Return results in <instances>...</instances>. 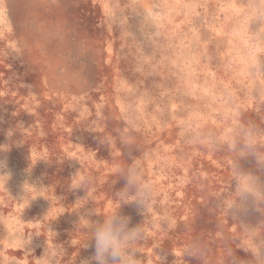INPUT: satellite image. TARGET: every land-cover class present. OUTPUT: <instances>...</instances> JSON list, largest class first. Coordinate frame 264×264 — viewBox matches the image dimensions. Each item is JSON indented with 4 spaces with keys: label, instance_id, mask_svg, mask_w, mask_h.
<instances>
[{
    "label": "rangeland",
    "instance_id": "rangeland-1",
    "mask_svg": "<svg viewBox=\"0 0 264 264\" xmlns=\"http://www.w3.org/2000/svg\"><path fill=\"white\" fill-rule=\"evenodd\" d=\"M11 1L0 0V159L7 161L0 168L3 264H42L49 251L56 254L53 264L89 257L92 248L80 247L88 239L80 221L102 219L93 205L105 202L108 211L127 186L130 168L156 185L146 199L150 211L121 207L130 226L142 224L145 215L161 217L156 205L169 193L181 198L199 179L215 181L207 192L219 196L220 204L242 183L252 192L264 185V166L255 157L264 142L253 140L264 136V106L251 111L246 125V107L217 73L233 54L249 72L259 65L264 71L256 43L264 36V0H151L152 8L139 7L143 0H15L22 15L17 24ZM40 37L45 43L37 46ZM53 59L63 64L53 70ZM226 153L235 169L225 167ZM201 160L209 168L203 174L196 168ZM78 173L90 180L85 189L73 190ZM225 210L232 212V205ZM154 227L144 226L145 238ZM210 244L198 243L194 256L208 263L216 255ZM140 252L144 264H154L146 256L150 249ZM253 256L261 261L259 244ZM155 260L165 264L162 255Z\"/></svg>",
    "mask_w": 264,
    "mask_h": 264
},
{
    "label": "bare ground",
    "instance_id": "bare-ground-1",
    "mask_svg": "<svg viewBox=\"0 0 264 264\" xmlns=\"http://www.w3.org/2000/svg\"><path fill=\"white\" fill-rule=\"evenodd\" d=\"M15 0L11 1V17L14 23H19L22 15H19V9L14 7ZM111 1V0H110ZM190 1V0H189ZM60 2V1H59ZM141 2V1H140ZM173 2V1H172ZM177 2V1H176ZM180 2V1H179ZM187 2V1H186ZM193 2V1H192ZM79 3V2H78ZM82 3V2H81ZM126 3V2H125ZM174 3V2H173ZM189 3V2H188ZM264 3V2H263ZM89 4V3H88ZM136 4V3H135ZM243 4V2H242ZM122 5V3H121ZM151 0H143L139 7L149 8ZM90 6V5H89ZM138 6V5H137ZM182 6V5H181ZM85 8H87L85 6ZM110 8V7H108ZM136 8V7H135ZM152 8V6H151ZM189 8V7H188ZM142 9V8H140ZM264 5L259 8L263 11ZM59 10V9H58ZM83 10V9H82ZM112 10V9H110ZM127 10V9H126ZM139 10V9H138ZM191 10V9H189ZM199 10V9H198ZM60 11V10H59ZM63 11V10H62ZM65 11V10H64ZM63 11V12H64ZM78 11V10H77ZM102 12V11H101ZM143 12V11H142ZM149 12V11H148ZM181 12V10H180ZM83 13V12H82ZM81 13V14H82ZM159 13V12H158ZM172 13V12H171ZM195 13V12H193ZM245 13V12H244ZM88 14V13H87ZM93 14V12H92ZM60 15V14H59ZM113 15V14H112ZM122 15V14H120ZM173 15V14H172ZM114 16V15H113ZM134 16V15H133ZM152 16V15H151ZM233 16V15H232ZM41 17V15H40ZM67 17V16H66ZM177 17V16H176ZM186 17V16H185ZM234 17V16H233ZM232 17V18H233ZM44 18V17H43ZM47 18V17H46ZM82 18V17H81ZM113 18V17H112ZM123 18V17H122ZM161 18V17H160ZM179 18V17H178ZM236 18V17H235ZM42 19V18H41ZM51 19V18H50ZM86 19V18H85ZM84 19V20H85ZM121 19V18H120ZM234 19V18H233ZM143 20V19H142ZM163 20V19H162ZM232 20V19H231ZM55 21V20H54ZM53 21V22H54ZM79 21V20H78ZM77 21V22H78ZM90 21V20H89ZM179 21V20H178ZM93 22V21H92ZM99 22V21H98ZM128 22V21H126ZM83 23V22H82ZM113 23V22H111ZM72 24V23H71ZM142 24V23H141ZM152 25V24H151ZM235 25V24H234ZM92 26V25H91ZM231 26V25H230ZM115 27V26H114ZM95 28V26H94ZM98 28V27H97ZM159 28V27H158ZM202 28V27H201ZM228 28V27H227ZM264 30V21L263 26ZM120 29V27H119ZM154 30V29H153ZM80 31V30H79ZM119 31V30H118ZM213 31V30H212ZM91 32V31H90ZM96 32V31H95ZM102 32V31H101ZM167 32V31H166ZM36 33V32H35ZM103 33V32H102ZM133 33V32H132ZM202 34V32H201ZM262 34V33H261ZM259 35L257 42L259 49L264 53V36ZM93 35V34H92ZM148 35V34H147ZM161 35V34H160ZM172 35V34H171ZM203 35V34H202ZM201 35V36H202ZM122 36V35H121ZM206 36V35H205ZM215 36V35H214ZM179 37V36H178ZM230 37V36H229ZM227 38V37H226ZM8 39V38H7ZM151 39V38H150ZM148 39V40H150ZM213 39V38H212ZM224 39V38H223ZM260 39V40H259ZM42 37L34 41L37 46L45 43ZM102 40V39H101ZM105 40V39H104ZM126 40V39H124ZM134 40V38H133ZM136 40V39H135ZM144 40V39H143ZM156 40V39H155ZM231 40V39H230ZM3 41V40H2ZM131 41V40H130ZM95 42V41H94ZM112 42V41H111ZM126 42V41H125ZM124 42V43H125ZM132 43V42H131ZM147 43V42H146ZM188 43V42H187ZM158 44V43H157ZM64 45V44H63ZM152 45V44H151ZM4 46V45H3ZM120 46V45H119ZM194 46V45H193ZM213 47V46H212ZM219 47V46H218ZM112 48V47H111ZM132 48V47H131ZM130 48V49H131ZM135 48V47H134ZM1 49V48H0ZM123 49V48H122ZM127 49V48H126ZM221 49V48H220ZM5 50V49H4ZM142 50V49H141ZM170 50V49H169ZM232 50V49H231ZM35 51V50H34ZM119 51V50H118ZM130 51V50H129ZM135 51V50H134ZM145 52V50H143ZM218 51V50H217ZM237 51V50H236ZM9 52V51H8ZM82 52V51H81ZM125 52V51H124ZM96 53V52H95ZM108 53V51H107ZM116 53V52H115ZM71 54V53H70ZM129 54V52H128ZM34 55V54H33ZM96 55V54H95ZM235 57L236 55L233 54ZM230 57L229 62H224L217 68V73L220 74L223 81L231 87L247 111L242 114L241 119L247 125V118L251 111L258 105L264 106V71L259 65L253 71L249 72L243 63L235 60L234 56ZM70 56V55H69ZM110 56V55H109ZM116 56V55H115ZM114 56V57H115ZM25 57V56H24ZM120 57V56H119ZM132 57V56H131ZM73 58V57H72ZM237 58V57H236ZM103 59V58H102ZM124 59V58H123ZM17 60V59H16ZM42 60H44L42 58ZM110 60V59H108ZM133 60V59H132ZM89 62V61H88ZM125 62V61H124ZM223 62V61H222ZM63 64L61 60L53 59L52 68L55 70L59 65ZM125 64V63H124ZM130 64V63H129ZM90 65V64H89ZM131 65V64H130ZM129 65V66H130ZM66 66V62H64ZM102 66V64H101ZM128 66V67H129ZM133 66V65H132ZM144 66V65H143ZM1 69V68H0ZM32 69V68H31ZM51 69V68H50ZM156 69V68H155ZM43 70V69H42ZM104 70V69H103ZM32 71V70H31ZM136 71V70H135ZM159 71V70H158ZM59 72V71H58ZM84 72V71H83ZM122 72V71H121ZM65 73V72H64ZM63 73V74H64ZM103 74V73H102ZM143 74V73H142ZM48 75V74H47ZM105 75V74H104ZM121 75H123L121 73ZM129 75V73L127 74ZM135 75V74H134ZM49 76V75H48ZM96 76V75H95ZM142 76V75H141ZM93 77V76H92ZM151 77V76H150ZM254 77V80H253ZM53 78V77H52ZM95 78V77H94ZM101 78V77H100ZM126 78V77H125ZM138 78V77H137ZM155 78V77H154ZM33 79V78H32ZM67 79V78H66ZM96 79V78H95ZM120 79V78H119ZM131 79V78H130ZM94 80V79H93ZM100 80V79H99ZM102 80V79H101ZM144 81V80H143ZM103 82V81H102ZM133 82V81H132ZM45 83V82H44ZM60 83V82H59ZM115 83V82H114ZM117 83V82H116ZM115 83V84H116ZM131 83V82H130ZM149 83V82H148ZM199 83V82H198ZM134 84V83H133ZM137 84V83H136ZM46 85V84H45ZM81 85V84H80ZM98 85V84H97ZM100 85V84H99ZM103 85V84H102ZM96 86V85H95ZM126 86V84H125ZM156 86V85H155ZM164 86V85H163ZM25 87V86H24ZM123 87V86H122ZM142 87V86H140ZM102 88V87H101ZM118 88V87H117ZM32 89V88H31ZM103 89V88H102ZM150 89V88H149ZM91 90V89H90ZM49 91V89H48ZM151 91V90H150ZM149 91V92H150ZM100 92V91H99ZM103 92V91H102ZM118 92V91H117ZM138 92V91H137ZM47 93V92H46ZM48 94V93H47ZM60 94V93H59ZM66 94V93H65ZM24 95V94H23ZM26 95V94H25ZM50 95V94H49ZM94 95V94H93ZM175 95V94H174ZM45 96V95H44ZM129 96V95H128ZM56 97V96H55ZM92 97V96H91ZM118 97V95H117ZM155 97V96H154ZM53 98V97H52ZM96 98V97H94ZM69 99V97H68ZM91 99V98H90ZM124 99V98H122ZM39 100V99H38ZM53 100V99H52ZM29 101V100H27ZM31 101V100H30ZM48 101V100H47ZM67 101V100H66ZM99 101V100H98ZM209 101V100H208ZM73 102V101H72ZM92 102V101H91ZM96 102V101H95ZM129 102V101H128ZM211 102V101H210ZM41 103V102H40ZM132 103H135L132 101ZM55 104V103H54ZM53 104V105H54ZM74 104V103H73ZM149 104V102H148ZM218 104V103H217ZM216 104V105H217ZM30 105V103H29ZM52 105V106H53ZM93 105V104H92ZM58 106V105H57ZM98 106V105H97ZM130 106V105H129ZM56 107V106H55ZM54 107V108H55ZM240 107V106H239ZM95 108V107H94ZM97 108V107H96ZM155 108V107H154ZM24 110V109H23ZM59 110V109H58ZM96 110V109H94ZM76 111V108H75ZM155 111V110H154ZM189 111V110H188ZM191 111V110H190ZM264 111V110H263ZM39 112V111H37ZM22 113V112H21ZM20 114V113H19ZM38 114V113H37ZM63 114V113H62ZM83 114V112H82ZM119 114V113H118ZM158 115V114H157ZM23 117V116H22ZM226 117V116H224ZM24 118V117H23ZM205 118V117H204ZM35 119V118H33ZM28 120V119H27ZM63 120V119H62ZM115 120V119H114ZM229 120V119H228ZM64 121V120H63ZM120 121V120H119ZM6 122V121H5ZM208 122V121H207ZM41 125V124H40ZM203 126V125H202ZM4 127V126H3ZM234 127V126H233ZM152 128V127H151ZM150 128V129H151ZM236 128V127H235ZM248 129V127H246ZM144 129V128H143ZM244 129V128H243ZM44 130V129H43ZM153 130V129H152ZM252 130V129H251ZM34 131V130H33ZM37 131V130H35ZM42 131V130H41ZM46 131V130H44ZM150 131V130H149ZM176 131V130H175ZM240 131V130H239ZM244 131V130H243ZM31 132V131H30ZM142 132V131H141ZM259 132V131H258ZM156 133V132H155ZM225 133V132H224ZM251 133V132H250ZM23 134V133H22ZM33 134V133H32ZM205 134V133H204ZM215 134V133H213ZM219 134V133H218ZM147 135V134H145ZM154 135V134H153ZM159 135V134H158ZM170 135V134H169ZM191 135V134H190ZM241 135V134H240ZM9 136V135H8ZM16 136V135H15ZM40 136V135H39ZM43 136V135H42ZM150 136V135H149ZM253 135H248L251 137ZM24 137V136H23ZM22 137V138H23ZM47 137V136H46ZM51 137V136H50ZM154 137V136H153ZM255 137V138H254ZM253 140L264 142V136L261 138L254 136ZM36 138V137H35ZM43 138V137H42ZM52 138V137H51ZM164 138V137H163ZM177 138V137H176ZM50 139V138H49ZM63 139V138H62ZM237 139V138H236ZM241 139V138H240ZM249 139V138H248ZM27 140V139H26ZM48 140V139H47ZM51 140V139H50ZM81 140V139H80ZM155 140V139H154ZM167 140V139H166ZM178 140V139H177ZM250 140V139H249ZM146 141V140H145ZM163 141V140H162ZM36 142V141H35ZM166 142V141H165ZM216 143V142H215ZM223 143V142H222ZM230 143V142H229ZM228 143V144H229ZM46 144V143H45ZM44 144V145H45ZM57 144V143H56ZM71 144V143H70ZM227 144V145H228ZM146 145V144H145ZM188 145V144H187ZM192 145V144H191ZM198 145V144H197ZM206 145V144H205ZM262 145V144H261ZM11 146V145H10ZM24 146V145H23ZM28 146V145H27ZM70 146V145H69ZM241 146V145H240ZM248 146V145H247ZM46 147V146H45ZM82 147V146H81ZM84 147V146H83ZM200 147V146H199ZM212 147V145H211ZM219 147V145H218ZM251 147V146H250ZM17 148V147H16ZM261 148V147H260ZM23 149V148H21ZM251 149V148H250ZM33 150V149H32ZM85 150V149H84ZM87 150V149H86ZM225 150V149H224ZM223 150V151H224ZM230 151V150H229ZM62 152V151H61ZM143 152V151H142ZM178 152V151H177ZM258 152V151H257ZM251 153V152H250ZM74 154V153H73ZM226 158L225 167L229 170L235 169V164L230 158ZM235 156V155H234ZM260 156L261 165L264 166V148L255 156ZM43 157V156H42ZM52 157V156H51ZM182 157V156H181ZM197 157V156H196ZM209 157V156H208ZM85 159V158H84ZM19 160V159H18ZM72 160V159H71ZM119 160V159H118ZM215 160V159H214ZM240 160V159H239ZM236 161V160H235ZM234 161V162H235ZM64 162V161H63ZM66 162V161H65ZM64 162V163H65ZM240 162V161H239ZM257 163V161H254ZM111 163V162H110ZM196 163V162H195ZM198 163V162H197ZM203 161L197 165V169L207 170L208 165H203ZM241 163V162H240ZM83 164V163H82ZM28 165V164H27ZM137 165V164H135ZM117 166V165H116ZM129 166V165H128ZM244 166V165H243ZM64 167V166H63ZM82 167V166H81ZM251 167V166H250ZM60 168V167H59ZM121 169V168H120ZM35 170V169H34ZM211 170V169H210ZM46 171V170H45ZM50 171V170H49ZM29 172V171H28ZM51 172V171H50ZM67 173V172H66ZM203 174L204 172L201 171ZM107 174V173H106ZM225 174V173H224ZM38 175V174H37ZM57 175V174H56ZM62 176V175H61ZM108 176V175H107ZM188 176V175H187ZM258 176V175H257ZM52 177V176H51ZM124 177V176H123ZM198 177V176H197ZM259 177V176H258ZM23 178V177H22ZM222 178V177H221ZM50 179V178H49ZM18 180V179H17ZM60 180V179H59ZM208 182L195 181V188H189V192L182 194L181 198L176 194L169 193L164 201L156 205L160 208L161 217L153 218L150 215H145L141 221L144 226L152 222L155 224L152 232L141 242L143 250L150 249L146 254L147 258L154 264L156 263L155 256L162 255L165 259V264H192L199 260L198 264H264V185H260L254 192L246 188V184L242 183L240 189L233 192L225 202L220 204L222 199L217 195H209L207 191H212L215 187V181ZM218 181L222 179L218 178ZM48 182V181H47ZM50 182V181H49ZM60 182V181H59ZM247 183V181H245ZM249 182V181H248ZM222 183V182H221ZM43 184V183H42ZM49 184V183H48ZM125 184V183H124ZM53 185V183L51 184ZM67 185V184H66ZM59 186V185H58ZM154 186L152 189L154 190ZM53 187V186H52ZM55 188V187H54ZM101 188V187H100ZM114 188V187H113ZM121 188V187H120ZM47 189V188H46ZM51 189V188H50ZM64 190V189H63ZM59 191V190H58ZM54 192V190H53ZM97 192V191H96ZM45 193V192H44ZM59 193V192H58ZM80 194V192H78ZM106 194V193H105ZM256 196V198H255ZM48 197V196H47ZM106 197V196H105ZM226 197V196H225ZM61 199V198H60ZM70 200V199H69ZM98 202V201H97ZM236 204H235V203ZM11 203V202H10ZM95 203V202H94ZM227 204L232 205V212L225 210ZM107 203L99 202L93 205V210L97 215L105 213ZM4 207V206H3ZM219 207L221 209L219 210ZM66 208V207H65ZM76 208V207H75ZM4 209V208H3ZM104 210V212L102 211ZM86 210V209H85ZM73 211V210H72ZM100 211V212H98ZM59 213V212H58ZM183 216L186 221L179 219ZM81 222V221H80ZM28 229V228H27ZM81 229V228H80ZM79 229V230H80ZM78 232V230H77ZM72 233V232H71ZM77 234V233H76ZM42 235V234H41ZM63 236V235H61ZM50 239V238H49ZM79 239V238H78ZM221 240H226L228 245L221 243ZM67 242V241H66ZM210 242L211 246L216 248V255L208 263L197 259L195 248L198 243ZM2 243V241H1ZM220 243V244H219ZM247 244V245H246ZM260 245L263 250V256L260 262L254 260L255 245ZM8 249V248H7ZM37 249V248H36ZM187 251L184 252V250ZM35 250V249H34ZM73 250V249H72ZM71 250V251H72ZM67 251V250H66ZM79 251V250H78ZM7 253H11L7 250ZM18 253V252H17ZM37 254V253H36ZM70 254V253H69ZM14 255V254H13ZM213 257V256H212ZM29 260V259H28ZM62 260V259H61ZM0 264H3L0 260ZM30 264V262L28 263ZM162 264V263H161ZM196 264V263H195Z\"/></svg>",
    "mask_w": 264,
    "mask_h": 264
},
{
    "label": "clouds",
    "instance_id": "clouds-1",
    "mask_svg": "<svg viewBox=\"0 0 264 264\" xmlns=\"http://www.w3.org/2000/svg\"><path fill=\"white\" fill-rule=\"evenodd\" d=\"M0 168H7L6 160L0 159ZM115 172L120 173L122 169L117 167ZM89 180L86 174L78 173L72 179L71 189H85ZM126 180L127 186L117 193V201L102 214V219H82L80 227L88 230V239L80 247L92 248L93 251L89 257L80 259L79 264H144L138 255L145 238L144 224L130 226L131 217L121 214L120 209L124 205H135L137 209L145 207L150 211L151 205L146 203V199L151 197L153 189L150 184L142 181L134 169H128ZM72 243L76 245V241ZM62 252L66 255V250L62 249ZM53 257L56 254L49 251L40 260L42 264H53Z\"/></svg>",
    "mask_w": 264,
    "mask_h": 264
}]
</instances>
